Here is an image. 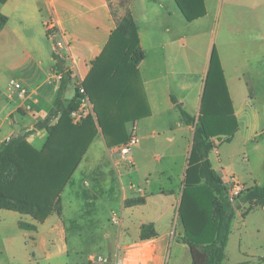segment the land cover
I'll return each instance as SVG.
<instances>
[{
    "label": "crops",
    "instance_id": "obj_1",
    "mask_svg": "<svg viewBox=\"0 0 264 264\" xmlns=\"http://www.w3.org/2000/svg\"><path fill=\"white\" fill-rule=\"evenodd\" d=\"M114 3V0H7L0 4L3 18L0 19V149L13 136L36 129L37 124L48 118L59 96V69L73 74L63 94L65 106L69 105L77 84L89 77L118 27L123 11L113 9ZM205 8V17L189 23L174 0H131L129 10L145 53L131 89L134 98L130 115L141 117L129 122L137 128L139 137V144L131 153L134 164L117 160L113 150L118 145L109 147L100 132L61 194V215L54 212L39 222L32 216L0 209V264H92L94 254L82 260L79 258L82 249L71 248L68 241L65 216L72 197L78 200L75 201L78 207L97 204L95 198L109 206L111 227L103 225L102 236L95 244L110 260L108 264H115L124 256L143 264H193L191 250L183 242L185 228L178 212L194 128L183 122L172 97L198 118L213 44L221 60L233 115L240 116L248 108L258 112L256 105L264 95V0H205ZM182 17L189 25L203 29L217 17L221 19L211 29L215 37H211L201 57L195 87L188 83L187 77L182 79ZM50 20L70 40V56L66 60L55 57L54 43L46 28ZM157 56L163 58L164 70H160V61L150 60ZM10 80L26 88L24 100L9 94ZM250 85L254 86L252 92ZM70 86L73 94L67 97ZM167 115L175 117L173 124L162 129L150 124L154 118ZM131 129H127L128 139ZM240 132L239 126L232 141ZM47 136L46 129H37L27 141L40 150ZM143 141L147 143L145 148ZM215 143L217 148L210 155L213 169L222 181L231 175L240 180L225 168L221 159L220 148L224 143L218 140ZM180 144L184 148L182 170L178 182L170 186L166 163L173 158L164 150ZM159 150L163 151L161 156L157 155ZM143 156L149 165L138 168L136 159ZM88 181L92 182L91 190H83ZM241 182L247 188L264 185L253 172L247 182ZM242 209H234L224 263L264 264V206H254L246 212ZM114 213L120 215V225L112 222ZM144 226H151L156 235L143 239ZM233 239L236 247L232 261L228 251Z\"/></svg>",
    "mask_w": 264,
    "mask_h": 264
},
{
    "label": "trees",
    "instance_id": "obj_2",
    "mask_svg": "<svg viewBox=\"0 0 264 264\" xmlns=\"http://www.w3.org/2000/svg\"><path fill=\"white\" fill-rule=\"evenodd\" d=\"M6 1L0 0V4ZM174 1L189 23L206 15L205 0ZM114 2L113 9L123 11V15L118 20L109 47L94 63L91 74L83 83L95 105L96 118L89 116L79 124L73 122L71 112L78 109L81 95L77 86L74 98L65 106L63 94L72 77L59 69L58 72L63 74L59 96L48 118L37 124L36 129L13 136L0 149V209L32 216L39 222L54 212L61 215V194L98 130L103 131L109 147L121 145L128 141L124 133L125 124L141 118L130 115L131 100L134 98L130 84L135 81L137 70L130 79L132 82L127 84L118 98L114 117H107L103 109L107 103L109 68L103 65L102 60L110 48L124 46L130 55L132 68L137 69L145 59L138 29L129 10L131 0ZM172 100L183 122L194 128L185 188L178 212L185 228L183 242L191 250L193 264H225V250L235 218L234 204L226 197L223 181L213 169L210 155L217 148L215 140L231 142L239 131V124L232 112L224 71L215 48L198 118L178 104L175 97ZM37 129H46L48 134L40 150L27 141V137ZM243 201L251 207L264 206V185L247 188ZM151 228L143 227V239L156 235Z\"/></svg>",
    "mask_w": 264,
    "mask_h": 264
},
{
    "label": "rangeland",
    "instance_id": "obj_3",
    "mask_svg": "<svg viewBox=\"0 0 264 264\" xmlns=\"http://www.w3.org/2000/svg\"><path fill=\"white\" fill-rule=\"evenodd\" d=\"M219 21H221V19L220 17H217L215 21H210L209 25L205 26L203 29L198 27V25H189L182 17L183 42L180 55V67L183 72L182 79L187 77L188 83L191 85L193 84V87H195L196 82L199 80V77H197L195 73L199 70V62L203 60H201V57L204 56L205 50L211 41V37H215V34L211 35V29L216 28ZM213 46L215 49L217 48V46L214 44ZM129 56L130 55L127 53V50L124 48V46H117L110 48L102 60L103 65L108 66L109 68V89L108 93L106 94L107 103L103 109L108 114L105 115L111 119L115 115L114 113L116 111V105L118 104L119 96L122 95V92L127 84L132 82L130 79L136 75V68L131 67ZM150 60L160 61V70H164L163 63L165 62L163 61L162 57L157 56L156 58H152ZM157 64L160 65V63ZM130 86H133V82L130 84ZM248 88L250 92L254 90L253 85L248 86ZM72 94L73 87L70 86L67 97H70ZM185 94L186 92L183 93V95ZM183 107L186 111H188V109H186V105ZM257 107L259 110L256 113H253L252 109L248 108L247 110H244L240 116L235 115V118L241 129L240 135H237L232 143H224L220 148V155L221 159L225 163V168L235 173L243 182L248 181L250 172H253L258 179L264 182V95H262L259 99V103L256 105L255 109H257ZM228 109L229 107L227 104V111ZM91 116L96 118L94 104L93 115ZM174 121V116L167 115L154 118L150 124L162 129L170 124H173ZM134 124L135 123H132V125ZM131 127L132 126L129 123L125 124L124 133L126 136L128 134L127 129L129 128L130 130ZM100 132L103 134V136H105L101 129L98 130L96 136ZM146 145V141H143L142 146L145 148ZM164 151L169 154V157L173 158L172 161L166 163V172L168 173V177L171 178V182L169 183L170 186H174L178 182V177L182 170V153L184 148L180 144L174 148L165 149ZM162 152V150L157 151V155L161 156ZM217 157H219V153L217 154ZM136 165L138 168H143L144 166L147 167L149 165V161L148 159L146 161L144 156L137 157ZM88 182L89 184H83V190H91L92 182ZM70 201V210H67L65 216L67 237L70 247H80L82 249V254L79 257L82 260H85L90 254H94L97 257H104V252L96 248L95 244L96 242H99L102 236L103 225L105 224L106 226L111 227V221L108 220L110 215L108 213L109 206L107 204H100V198H95L94 201L97 204L91 206L82 204L80 207H78V204H76L78 200L74 199L73 197ZM238 201L234 203V209H242L244 207L242 210L246 212L253 208L249 204L245 203L243 198L239 199ZM239 220L240 218L238 217L237 222H239ZM235 245L236 240L233 239L228 251L232 261L235 258Z\"/></svg>",
    "mask_w": 264,
    "mask_h": 264
},
{
    "label": "built area",
    "instance_id": "obj_4",
    "mask_svg": "<svg viewBox=\"0 0 264 264\" xmlns=\"http://www.w3.org/2000/svg\"><path fill=\"white\" fill-rule=\"evenodd\" d=\"M47 33L51 40L54 43V54L58 60H66L70 56V40L64 30L54 21L50 20L47 23ZM64 73L69 74L73 78L71 71L67 70ZM59 79H62L63 74H59ZM79 93L81 95L80 105L78 109L71 112V118L75 124H79L87 119L89 116L93 115V104L89 95L87 94L83 82L78 84ZM8 91L11 96H16L20 100H24L28 94L26 88L16 80H10L8 84ZM139 144V137L137 133V128L132 127L129 139L127 142L118 145L113 150V156L122 162L128 163L130 166H133V159L131 153L134 147ZM224 187L226 189V197L231 203L237 202L239 199L243 198L247 191V187L235 176H227L225 181H223ZM131 188L135 187L131 185ZM141 191V190H140ZM112 222L115 225L121 224V217L119 214L114 213L112 216ZM150 257V253L148 255ZM109 259L103 256H96L91 259L92 264H108ZM115 264H143L142 262H137L134 258L124 256L120 260H117Z\"/></svg>",
    "mask_w": 264,
    "mask_h": 264
}]
</instances>
